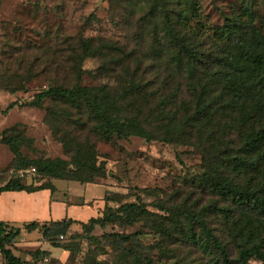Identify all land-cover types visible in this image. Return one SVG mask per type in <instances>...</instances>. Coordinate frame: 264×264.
<instances>
[{
    "label": "rangeland",
    "instance_id": "1",
    "mask_svg": "<svg viewBox=\"0 0 264 264\" xmlns=\"http://www.w3.org/2000/svg\"><path fill=\"white\" fill-rule=\"evenodd\" d=\"M195 1L198 4L195 11L197 20L204 31L203 36L207 37L199 41L204 56L202 61L210 65L221 49L224 53L230 49L227 38L231 30L226 28L221 13L239 14L242 0ZM258 5L256 14L251 16L254 25L258 22L264 24V4L258 1ZM153 6V0H4L0 13V83L3 77H9L14 87L22 84L24 91L14 94L0 91V138L3 130L16 127L17 133L24 137L20 153L26 160L60 159L72 163L77 150H83V157L105 166L106 179H97L94 185L103 186L110 193L108 205L111 208L140 201L149 205L150 212L157 213L150 205L160 200L174 211H181L183 205L191 211L205 210L210 228L221 237L224 232L219 207H213L216 197L202 189L194 178L207 167H215L212 158L224 153L230 138L235 139L230 135L231 129H224L225 125L235 123L237 114L234 116L233 113L229 120L225 113L217 114L212 130L216 143L211 148L205 138L177 145L160 141L147 143L139 137L106 142L94 134L92 122L85 113L50 101H45L40 108L28 106L38 93L48 87L69 88L77 84L87 88L109 86L110 90L123 96L129 89V76L136 70L134 80L153 82L146 92L156 93V96L147 103L141 97L126 96L122 108L128 113L124 114L129 117L136 115L145 121L149 132L160 136L163 133V129L160 130V94L164 97L177 91L179 106L182 96H186L187 82L179 72L175 74L173 65L168 62L167 52L170 50L164 48L166 55L157 58L160 46L153 39L154 30L160 33V11L158 9L155 15H149ZM189 8V5L184 6V9ZM243 20L250 21V15ZM86 41H91L90 50L84 47ZM214 44L222 48L214 52ZM14 102L20 106L2 114ZM13 161L9 149L0 143V185L17 177ZM18 176L23 177L26 187L54 185L56 191L53 196L60 199L71 197L73 204L80 205L97 197L87 196L80 201L84 187L78 183L54 181L33 172H21ZM96 205H91L93 213ZM79 214L75 211L74 215ZM16 225L22 228L21 223ZM139 229V226L128 228L110 224L103 230L96 227L89 233L80 224H75L67 236L58 241L72 253H64L48 244L46 247L52 250L50 257L45 256L37 263L94 264L90 256L98 251L95 263L110 264L112 250L105 235L130 234ZM89 234L97 240H88ZM23 236L29 237L13 246L11 251L15 256L28 260V249L40 247L42 239L37 232ZM142 241L145 245L154 243L151 237ZM175 243H163L167 254H160V264L217 263L215 255L201 247ZM223 243L230 257L235 259V245L226 240ZM149 256L158 259L157 254ZM0 264H4L1 256ZM250 264L259 262L250 260Z\"/></svg>",
    "mask_w": 264,
    "mask_h": 264
},
{
    "label": "trees",
    "instance_id": "2",
    "mask_svg": "<svg viewBox=\"0 0 264 264\" xmlns=\"http://www.w3.org/2000/svg\"><path fill=\"white\" fill-rule=\"evenodd\" d=\"M258 1L264 4V0H242L239 14L221 13L226 28L231 30L227 38L230 49L224 53L222 47L214 44L213 51L221 49V53L215 56L214 62L205 65L199 41L207 37L203 36L204 31L197 20V2L153 0L154 6L149 15H155L158 9L160 11V33L154 30L153 39L160 46L157 58L166 55L164 48L170 50L167 52L168 62L173 65L175 74L179 72L187 82V97L182 96L179 106L177 91L164 97L160 94V130L163 129L160 136L149 132L145 121L136 115L129 117L124 114L128 113L122 108L126 96L141 97L145 103L156 96V93L146 92L153 82L139 83L134 80L136 70L129 76V89L123 96L117 95L109 86L87 88L77 84L69 88L48 87L28 105L40 108L45 101H50L85 113L92 122L94 134L106 142L139 137L147 143L160 141L177 145L179 142L193 139L203 141L205 138L211 148L216 143L212 130L217 114L225 113L228 120L233 113L234 116L237 114L235 123L225 125L224 129H231L230 135L236 141L230 138L224 153L212 158L214 169L209 166L194 178L202 189L216 197L217 202L213 207H219L223 235L220 237L215 229L210 228L205 210L191 211L183 205L181 211H174L160 200L150 205L157 213L150 212L149 205L140 201L113 209L108 205L110 193L106 192L100 216L86 223L63 220L39 225L32 222L20 228L0 222V256L4 264H38L45 256L50 257L49 252L42 250L29 253L28 260L15 256L11 248L22 230L27 233L39 230L43 242L72 253L71 249L59 245L58 241L67 236L75 224H80L89 233L96 227L103 230L110 224L140 227L130 234L105 235L112 250L110 264H160V254H167L165 246L175 245V242L209 251L217 259L214 264H219L218 261L220 264H250V260L264 264V24L258 22L254 25L251 18L260 6ZM186 5L190 6L189 10L184 9ZM247 15H250V21L243 20ZM90 44L91 41L85 42L86 50H90ZM0 91L14 94L24 91V86L14 87L9 77H3ZM19 106L16 102L10 103L2 114ZM23 141L24 137L17 133L16 127L7 128L1 133L0 143L13 155L12 166L17 177L0 187V194L41 190H49L52 195L55 193L54 185L26 187L23 177L18 176L21 172H33L50 180L74 182L82 186L107 177L104 164L96 165V162L89 161L83 157V150H77L72 163L60 159L26 160L20 153ZM148 237L152 238L153 244L143 243L142 240ZM88 240L97 239L89 234ZM223 240L237 248L235 259L230 257ZM152 253L158 255L157 260L149 256ZM97 256L98 251L90 256L94 264H97L94 260Z\"/></svg>",
    "mask_w": 264,
    "mask_h": 264
},
{
    "label": "crops",
    "instance_id": "3",
    "mask_svg": "<svg viewBox=\"0 0 264 264\" xmlns=\"http://www.w3.org/2000/svg\"><path fill=\"white\" fill-rule=\"evenodd\" d=\"M3 2L4 0H0V13L2 11L1 8ZM2 186L4 185L1 184L0 187ZM83 187L84 189L81 191L80 201L87 198V196L91 197L92 195L97 196L96 200L90 198L89 200L82 202V204L77 205L72 203L71 197L69 199L67 197L64 199L56 198L49 190H41L33 193L3 192L0 194V222L8 223L17 227L16 223H21L22 226L32 222L43 225L63 220L85 223L92 217L97 218L98 213H101L100 211L104 207L103 199L106 190L103 186L94 184H88ZM92 203H94V205L97 204L94 213L91 208ZM75 211L80 212L79 216L74 215ZM35 232H37L42 239L39 230L31 233ZM25 233L28 235L31 234L22 230L20 236L16 239L14 246L20 241L27 240L29 236L24 237L23 235ZM46 245L48 244L42 240L40 247H38L40 249H28L29 253L36 250L47 251L50 253L52 250L50 251Z\"/></svg>",
    "mask_w": 264,
    "mask_h": 264
}]
</instances>
